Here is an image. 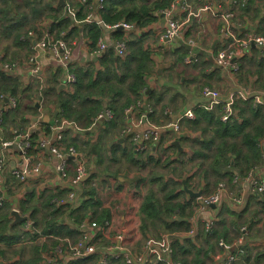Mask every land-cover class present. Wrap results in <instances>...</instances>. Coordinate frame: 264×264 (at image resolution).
<instances>
[{
  "label": "trees",
  "instance_id": "16d2710c",
  "mask_svg": "<svg viewBox=\"0 0 264 264\" xmlns=\"http://www.w3.org/2000/svg\"><path fill=\"white\" fill-rule=\"evenodd\" d=\"M66 1V5H63L60 0H0V32L6 38H13L20 49L30 48L33 40L29 37V28L34 30L37 28L38 20L51 18L52 22L48 30L55 39L63 38L72 43L71 41L82 31L91 49L95 51L99 40L104 36L105 27L110 26L112 39L124 40L127 43V53L120 56L117 54L116 47L111 45L106 51L98 54L97 61L92 60L88 64H72L69 66V71L75 75L76 80L72 82L70 88H61V70L53 73L47 80V86L41 93L39 91L38 100L54 96L59 115L49 122L41 120L37 128L32 131L33 146L30 153L35 155L39 152L37 143L41 134H51L53 126L63 119L72 122V126L68 125L63 131V141L66 145H75L78 149H81V146L77 142V137L74 136L75 131L88 132L95 126L99 115L106 108L112 112V117L106 120L108 130H115L121 126L126 108L142 99L143 94L150 87L148 77L153 72H157L154 53H158V50L153 51L146 45L149 36L148 28L159 20L163 11L171 7L176 0H88L87 3L80 0ZM188 1L191 3L196 0ZM198 1L203 3L206 0ZM220 2L226 4L225 0ZM100 3L102 6L99 7ZM255 5L256 0H237L236 2L231 0L227 4L230 9L239 10V20L246 13L250 14ZM70 9L75 10V15L70 12ZM92 11H95L96 18L101 19L102 23L98 20H86L87 15ZM258 16H260L259 11L256 13V17ZM120 22L134 23L140 31L112 27ZM238 28L240 27L237 26L236 29ZM261 28L257 30L260 31ZM42 34L43 31H40L39 35ZM163 49L159 48V52ZM172 52L177 54V62H185L189 48L181 45L172 49ZM253 52L262 58L252 64L257 66L255 70L249 68L247 71L256 72L257 70L260 75L264 72V51L253 47ZM246 59L253 62L249 56L243 57V61ZM98 64L100 67L97 66ZM199 66L208 77L212 76L206 73L209 71L208 67H213L211 60L196 63L195 67ZM244 67L242 63V69ZM27 90L28 87L23 85L19 77L0 68V109L8 105L7 96L17 98L16 106L4 109L3 134L10 132V136L14 137L18 132H25L31 123L27 113L38 114L36 103L32 102L28 105L25 101ZM166 96V91L152 89L148 93V105L153 109L161 105L165 111ZM172 98L176 97L172 96ZM225 104L220 102L213 108L197 105L195 118L182 120L184 128L189 131L184 132L181 137L188 143L190 154L185 149L180 150L174 144L169 145V148H173L178 153L177 160L180 165H172L169 158L161 159L148 155L150 156L148 162L159 164L164 162V166H170L173 173L148 179L150 186L145 191L139 208L140 229L144 240L149 236L160 237L162 232L177 234L190 230L191 218L201 204L196 197H191L183 188L181 177L189 175L187 182L193 188L192 179L196 180V177H199L198 185L204 187L205 194H211L217 189L219 183L226 180L234 187L236 174L246 175L255 166L264 164L263 149L259 144L264 138V103H255L252 98L235 99V111L227 120L222 118ZM102 118L105 116L103 115ZM118 145H114V151L121 149L131 163H139L135 156V145L126 148ZM187 154L188 157L184 158ZM101 162L102 159L99 160V163ZM176 173L179 174L176 175ZM99 176V173H96L85 181L82 200L77 205L59 202L60 198L67 195V189L49 188L39 194L30 192L26 198L21 199L19 203L21 210L29 216L28 220L33 221V227L30 230L25 229L28 220L11 226L12 203L7 197L4 198L0 203V258L10 257L8 252L11 251L9 249L14 243L32 241L30 254L20 263L45 264V251L58 245L64 237H71L73 241L81 237L79 223L83 220L92 217L104 225L111 218V212L110 209L102 206V201L97 195L98 191L94 182ZM251 195L250 200L255 199L264 213V192ZM245 211L246 209H233L228 202L223 203L218 215L219 219L212 227H207V223L201 224L199 238L203 237L201 241L203 244H200L196 237L181 238L176 235L171 260L168 257H161L154 264H206L208 257H211L216 264L212 254L217 252V247L223 251L220 241L223 239L232 242L235 238L245 235L246 231L243 227L247 219H242ZM228 213L235 217V228L231 230L226 223ZM43 237L46 239L43 240ZM204 245L208 247L205 248ZM248 245L247 242L245 246H242L245 248L242 257H248ZM25 247L27 246L12 253L21 255ZM101 256L102 251L98 250L86 257H75L66 264H105L100 261ZM259 256L264 257V252L259 253ZM106 264L126 263L122 258L110 257Z\"/></svg>",
  "mask_w": 264,
  "mask_h": 264
},
{
  "label": "crops",
  "instance_id": "0c3cea01",
  "mask_svg": "<svg viewBox=\"0 0 264 264\" xmlns=\"http://www.w3.org/2000/svg\"><path fill=\"white\" fill-rule=\"evenodd\" d=\"M230 1L231 0H225L226 4H224L223 2H220V0H213V3L216 9L221 7L222 11L228 12L232 11V9L228 8L227 6ZM236 1L237 0H234V2ZM191 3L192 6L197 9L202 6L204 2L201 3L200 1L196 0L191 1ZM257 11H259L260 14V16L258 17H256ZM163 13L165 12L163 11ZM230 19L231 25L233 24L234 30H236V32L239 33L240 36H246L251 31L264 33V0H256L254 10L250 14L246 13L245 16L241 18L240 22L235 21L233 17ZM51 22V18H42L41 20L37 21V28L34 30L36 31V33H39L40 31L44 32V30L49 29L48 27H50ZM168 24V16L161 15L159 20L151 24L148 28L149 36L147 38L146 45L150 46L153 51L154 49L158 50V53H154V59L157 61V72H153L148 77V83L150 87L145 92V94H143L142 99L137 101V103L131 104L129 106L131 107L130 110L127 111L129 107L126 108L121 126L117 127L115 130H108L106 126V120H109L110 117H112V112L109 108H106L108 109V115H105L103 111V115L105 116V118L99 117L95 122V126H93V128H90L88 132L80 133V131L78 130L74 133V136L77 137L78 144L81 146V149H79V151L85 154L88 161L89 173H91L90 177L83 179L80 185L77 186L78 193L81 197L83 195L85 181L93 177V175H95L96 173H99L98 167L104 161L102 160V162L99 163L100 159L113 158V160H126L128 162V167H124L116 171H113L111 168L110 170H105L106 173L102 174L104 177H97L94 184L96 185L98 191L97 195L102 201V206L110 209V220H112L110 232L113 233L115 231H122L126 233L129 244H131L133 247L140 245V243H143L144 240L143 233L140 229L141 218L139 214V208L145 194L144 187L145 184H147L148 176L143 175L142 166H137L135 168L136 164H133L130 162V160H128L129 157L125 154V152H123V150L119 149L114 151V145L119 144L118 146L121 148H126L135 145V156L138 161L143 160L141 159V155H143V153H146L145 155L147 159L143 161L145 162L143 166H147L150 163L148 162V158L150 157L148 155L162 159L166 158L167 156L168 158L170 157L169 161H172V165H180L177 160V158L179 157L177 155L178 153L173 148H169V145L173 144L176 139H179L182 149H180L179 146H176L180 150H187L188 154H190L191 151L188 143L183 141L181 137L184 132L189 131L185 129L184 126L180 129V131L174 130L172 128L163 129L162 136L159 141L148 139V148L144 151H139L136 147V141L133 138V133L135 131H131V133L126 135L124 132L125 125L128 124V122H130L134 117L140 116L143 112L149 113V118L151 122L156 124H164L166 123L165 121L174 120L176 115L188 108L195 109L197 105L207 107L206 103L208 102V99L203 94L202 89V92L199 91L196 94L191 93L188 102H185V104L183 105H171L170 98H167V106L165 107V111H163L161 105L156 107V109H153L152 106L148 105V93L152 89L164 90L167 94L170 91H173L174 93H172V96L180 98V95H186L185 91H187L188 88H191L187 83L182 82V85H177L173 82L174 80L169 79L170 69L167 60V53L175 55V53L172 52V49L174 50L175 48L180 47L181 45H186L189 48V53L187 54V56H185V62H177V57L175 62H171V64L175 63V66L180 65L181 63L189 65L192 64V66H195L196 63H200L201 60H211L214 70L210 69L209 67V71H206V73L213 75L214 72L219 71L223 74L224 78L228 79V83L225 87L226 91L223 92L224 98H228L232 94L238 93L237 90L243 87L251 89L255 93H260L264 95V72L259 75L257 70L256 72L247 71V69L249 68L255 70L257 66L252 64H255L256 61H259L262 58L260 55L253 52V47L259 48L261 51H264V49L260 48L259 46L253 44L248 49H246L245 52H241L238 55V57L235 59V61L239 65V68L237 70H233L231 67L229 69L226 67L215 66L213 61L214 54L230 41L229 38L225 37L223 31V27L226 25V20L222 16H217L210 11L204 12L201 17H193L189 22L184 24L186 26L184 33H181V35H178L173 39L165 40L164 42L161 40V34L168 29ZM236 24L240 28L236 29ZM259 27H262L260 31L257 30ZM110 28V26L105 27L103 37L108 43L112 44L114 40L112 39V30ZM29 29L32 30L31 28ZM71 42L73 43L74 52L72 61L68 66L64 65L61 61L54 59L52 55L45 49H42L39 52V59L42 65V71L44 75V80L42 81L36 75H33L30 72V67L27 65L28 56L36 50L33 47L34 44L30 46V48L25 47L24 49H20V47H18L14 43L13 38H6L0 32V63L8 61L6 59H9L10 61H19L21 63L19 65V68L12 73L13 75L19 77L25 87H28V90L25 93V101L28 103V105H30V103L32 102H35L36 105L37 103H39V106H37L38 114L34 115L30 114V112L27 113V115L31 119V123L28 126V129L33 123H37L36 125L38 126V123L41 120L49 122L51 120H55V118H57V116L59 115H56V112L59 111V109L57 108V104L54 101V96L42 98L40 101L38 100L39 91L41 93L43 89L47 86V80L52 77L53 73H58L59 70H61V88H70L71 83L68 82V74L70 72L69 66L75 63L88 64L92 60L97 61L98 55L94 53V51L91 49L82 31ZM208 45H211V49L207 48ZM159 48L164 49L162 50V52H159ZM238 49L240 51V48H237V50ZM190 54H194L196 56V60L194 62L187 61V58ZM246 56L252 58L253 62H250V59H246L243 61V57ZM242 63H244L245 65L244 69H242ZM97 66L100 67V64H98ZM186 76L187 72L185 71V74L182 77L183 80L187 78ZM193 80L194 77H192V79H190L188 83L191 84ZM251 96H253V94ZM236 97V99H253V97ZM7 102L8 100L6 99V103ZM142 107H144V109H142ZM234 111L235 110H233V112ZM36 117H39L38 121L35 120ZM144 127H146V124L144 125ZM139 130H141V128ZM53 132L54 131H52L51 135L53 134ZM14 137L10 136V132H4L3 134V128L0 131V159L4 158L6 161L4 168V183L0 185V197L2 199L6 197L10 199L12 203V210L18 209L22 214H24L19 206V203L20 200L26 198L30 192H36L37 194H39L49 188L55 190L67 189L69 191L71 185L69 184V181H62V179L59 178V174L56 168V165L59 162L58 158L53 156L51 159H49V156H47L50 155L48 149L45 152L41 151V157L46 159L43 169V177H33L26 183H22L20 181L17 182L19 179H14L12 177L13 175L15 176L13 170L19 164L23 163L22 153L19 148L16 147V145L4 147L2 143V141L4 140L14 139ZM88 144L89 151L85 150V148L88 147ZM188 154L184 158H187ZM69 163L70 164L68 165V170L69 173L73 175L76 172L77 162L75 159L72 158ZM111 171H113V173H110ZM262 173L264 174V170L262 171ZM107 174H110L109 177L106 176ZM144 178L147 179L144 180ZM183 179H186L187 181L189 179V175H185ZM196 179L198 180L199 177H196ZM225 182L229 187V197L227 198V200L217 204L216 207L206 206L203 208L202 205H199V207H197L196 209V214L193 219L194 224L196 225V233L194 235H190L188 232L177 233V237L182 238L192 236L196 237L200 241H203V237L199 238V232L201 231L202 222L207 223L211 219H214V222H216L217 219H219L218 215L221 211V206L225 202H228L230 206H232V208L234 209L235 207H233V200L231 199V197L233 198L234 196L242 193V195H244V202L239 206V209H246V211L243 213L242 219H247L248 224H245V227H247L248 230H246L245 235H243L244 239H247L243 240V245L245 246V243L247 242L249 244V250L247 252L248 257H242L243 253H245L244 248L242 251L243 253H241L235 261L228 264L236 262H239L238 264H264V257L259 256V253L264 252V213L260 209V206L257 204L255 199H253V202L252 200H250L252 196L251 194L254 193L253 191L249 190L248 185L238 184L239 189H234L232 187L233 184H229L226 180ZM47 185L52 186V188L47 187ZM236 186L237 185L235 184L234 187ZM190 188L197 191L193 187ZM202 188L204 189L203 186H200V189ZM196 198L199 202L198 197ZM228 215L230 217H226V223L227 227L231 230L235 228V217H233L229 213ZM12 217L14 220L15 216L13 214ZM249 219H251V221H248ZM238 222H240V220ZM79 231L81 232V230ZM100 231L105 235L107 234L104 229ZM42 239L45 240L46 238L43 237ZM108 241L109 239H107L106 237L105 239L103 238L104 244L108 243ZM238 242L239 238H235L230 243H234L235 245H237ZM31 243L32 241L14 243L12 247L10 246L11 248L9 250L11 251L8 252V255L10 257L6 259H1H5L7 261V264H21V260L25 256H27V254H30ZM23 246L27 247L23 249L24 251H22L21 255H15L14 253H12L17 249L22 248ZM223 248V251L221 249H218L215 254H212L216 264L227 263L229 257V250L226 249L224 246ZM202 255H204V253H202Z\"/></svg>",
  "mask_w": 264,
  "mask_h": 264
},
{
  "label": "built area",
  "instance_id": "2783aa9c",
  "mask_svg": "<svg viewBox=\"0 0 264 264\" xmlns=\"http://www.w3.org/2000/svg\"><path fill=\"white\" fill-rule=\"evenodd\" d=\"M83 3H87L88 0H80ZM102 3L99 4V7ZM213 12L217 16H222L226 20V25L223 27L225 37L229 38L230 41L222 48H220L213 56V61L216 67H230L233 70H237L239 65L235 61L241 52H245L251 45H257L264 49V34L251 31L246 36H240L231 25V19L234 16V12L222 11V8L216 9L213 0H206L199 8H194L188 0H176L172 3L171 7L164 10L168 16L169 27L161 34V40H170L179 35L181 28L189 22L193 17H201L204 12ZM71 13L75 15V10L71 9ZM87 21L98 20L102 23L101 19L96 18L95 11L90 12L87 17ZM112 27H124L130 31H140L134 23L120 22ZM29 35L33 40V47L36 49L28 56L27 65L30 67V72L36 75L40 80H44L42 71V65L39 59V52L43 49L47 50L54 59L61 61L64 65H70L73 58V43H69L65 39H55L50 30H44L42 35L36 33L35 30H30ZM35 40V41H34ZM111 45L116 47L117 54L124 56L127 53V43L124 40H114L112 44L108 43L104 37L99 40L98 48L94 53L101 54L106 51ZM237 48H240L237 50ZM196 56L190 54L187 58L188 62H194ZM21 63L19 61H4L0 63V68L9 72H15L19 68ZM76 80L73 73L69 72L68 82L72 84ZM238 93L232 94L228 98L223 97V93L219 89H215L211 86H204L203 94L207 97L208 102L206 103L208 108H213L220 102H225V111L223 113V119L227 120L233 113L234 101L238 97L250 98L253 97L255 103H264V95L255 93L251 89L241 88L237 90ZM253 94V96H251ZM8 102L6 107L0 109V131L3 128L4 121V109L8 107L16 106L17 98L15 96H7ZM131 107L127 109L130 110ZM103 113L99 115L102 117ZM196 112L194 108H188L183 112L176 115L174 120L166 122L164 124H156L150 121L149 113L143 112L140 116L134 117L128 124L125 125V134L133 133V138L136 141V147L139 151H144L148 148V139L159 141L162 136L163 129L172 128L180 131L183 127L182 120L184 118H195ZM37 124V123H36ZM33 123L28 130L25 132H18V134L12 140L2 141L4 147H9L17 144L19 150L23 156V163L19 164L13 173L19 179L20 182L26 183L33 177H43V169L45 165V158L41 157V151H49L50 155L48 158L51 159L53 156L58 158L56 165L59 178L62 181H69L71 187L65 197L59 199L60 203H69L76 205L82 200L79 195L77 186L80 185L83 178L89 173L88 161L84 153L80 152L75 145H66L63 141V131L68 125H72L71 121L63 119L61 122L56 123L53 126V134L42 133L37 147L39 152L30 153L32 148L31 133L37 128V125ZM146 124V127L144 125ZM141 128V130L139 129ZM264 151V139L259 143ZM75 159L77 162L76 172L71 175L68 170L69 160ZM6 161L4 158L0 159V185L4 183V168ZM264 164L255 166L246 175L236 174L234 177L235 183L246 184L249 190L253 193L264 192ZM44 180V178H43ZM45 182V181H44ZM48 184V182H47ZM47 187H51L47 185ZM228 185L225 181L219 183L217 189L211 194H203L198 197L202 207L211 206L212 204H219L222 201H226L229 197ZM246 191V190H245ZM80 199V200H79ZM233 207L235 209L244 202V195L238 194L231 197ZM3 199L0 197V203ZM231 202V201H230ZM214 219L207 222V227L214 225ZM112 220H107L104 225H101L97 220L88 217L79 223V229L81 230V237L73 241L71 237H64L62 241L55 247L48 249L44 253L45 264H66L69 260L75 257H86L90 254L96 253L98 250L102 251L100 261L102 263H108L110 257L122 258L126 264H154L159 258L163 257V254H172L173 244L172 241L175 239L173 233H163L160 238L149 236L143 241L141 245L133 247L129 244L126 233L122 231L110 232ZM33 221L28 220L26 223L27 230L32 229ZM104 229L107 233L103 234L100 230ZM243 229L246 230L244 226ZM190 235L196 233V225L194 224L188 231ZM109 239L108 243H103V238ZM46 238V237H44ZM243 240L244 236L239 238L237 245L234 243L226 242L221 240L220 244L229 250V257L227 263L235 261L238 256L243 253ZM237 251H236V249ZM2 259L0 258V264Z\"/></svg>",
  "mask_w": 264,
  "mask_h": 264
},
{
  "label": "rangeland",
  "instance_id": "374dc122",
  "mask_svg": "<svg viewBox=\"0 0 264 264\" xmlns=\"http://www.w3.org/2000/svg\"><path fill=\"white\" fill-rule=\"evenodd\" d=\"M231 12H234L233 18H236L237 19L236 21L237 22H240V20L238 19L239 10L236 9V10H232ZM185 27L186 26L184 25L181 28V30L179 32V35H181V33H184ZM257 33L264 34V33H261V32H257ZM37 34L39 35V33H37ZM210 46L211 45H208L207 48L208 49H211ZM176 57H177V54L173 55V54H170V53L168 54L167 53V60H168L169 69H170L169 70V79L170 80H174L173 82L176 83L177 85H180V84L182 85V82L187 83L189 85V87H191V88H188L187 91H185L186 92V95H180V98H178V97L172 98V95H173L172 93H174V92L173 91H170L167 94L166 97L167 98H170L171 105H177L178 106L179 104H182V105L185 104V102H188L191 93L196 94L199 91L202 92L203 86H207V85L208 86H211V87H213L215 89L221 90L222 93L224 91H226V88L225 87H226V85L228 83V79L227 78H224V76H223V74L221 72L216 71V72H214V74L211 77H208L205 74V72L202 71L201 66L195 67V66H192V64L189 65V64H183V63H181L180 65H176V66H175V63H172L171 64V62H175L176 61ZM8 61H10V60H8ZM197 63H199V62H197ZM210 69H213L214 70V67L212 68V66H211ZM185 71L187 72V76H186L187 78H185L183 80L182 77L185 74ZM192 77H194V80L191 82V84H189L188 82L190 81V79H192ZM206 81H207V83H206ZM39 95H40V93L38 94V96ZM168 121H165V122H168ZM15 145H16V147H18L17 144H15ZM87 150H89V147H87ZM145 154L146 153H143V155H141V157H142L141 159H143V160H139L140 162L138 164H136V166L135 165L134 166H135V168L137 166L138 167H141L142 166V168H143L142 169V173H143V175H147L148 176V179H151V178H153V177H155L157 175H162V174L170 175L171 173H173L171 171L170 166L169 167L166 166V165L164 166V164H163L164 162H162L160 164L159 163L150 162L147 166H143V164L145 163L143 161H145L147 159V157H146ZM165 156H166V154H165ZM166 158H168V157L166 156ZM102 160H104V161L98 167V172H99V175H100L99 177H101V178L104 177L102 174H105L106 173L105 170H110V168H111L113 171H116V170H119L121 168L128 167V165H129L126 160H124V161H122V160H113V158H111V159L110 158L109 159H102ZM113 171H111L110 173H113ZM100 172H103V173H100ZM178 174L179 173H176V175H178ZM109 175L110 174H107L106 176L109 177ZM12 177L14 179L17 178L14 175ZM183 178L184 177H181V181H183ZM144 180H146V179H144ZM196 180L195 179H192V182L194 183V188L198 191V190H200V185H198L199 182L197 180V182H198L197 183ZM17 182H19V180ZM236 184H237V186L236 187H233V188L234 189H237V188L239 189L238 183H236ZM149 186H150V184H148V181H147V184H145V187H144V191H146L149 188ZM253 201L254 200H252V202ZM194 217H195V215L191 218L192 219V226L194 225V221H193ZM226 217H230V216L227 214ZM246 224H248V223H246ZM246 230H247V227H246ZM163 233H169V232H162L161 234H163ZM234 235H235V233L233 232V236ZM160 237H156V238H160ZM245 240H247V239H245ZM198 242L200 244H203V243H201L200 240H198ZM172 244H173V241H172ZM204 247L207 248L208 246L207 245H204ZM218 249H219V247H217L216 251ZM28 255L29 254H27V256ZM171 255L172 254H167L166 253V254H163V257H166V258L168 257L171 260ZM238 263L239 262H236L234 264H238ZM252 263H254V262H252ZM12 264H14V263H12ZM206 264H214L213 259L211 257H208V259H206ZM241 264H243V263H241Z\"/></svg>",
  "mask_w": 264,
  "mask_h": 264
},
{
  "label": "water",
  "instance_id": "95a60500",
  "mask_svg": "<svg viewBox=\"0 0 264 264\" xmlns=\"http://www.w3.org/2000/svg\"><path fill=\"white\" fill-rule=\"evenodd\" d=\"M60 3L63 4V5H66V0H60ZM162 15L164 16V15H166V14H165V13H162ZM168 25H169V24H168ZM169 26H170V25H169ZM160 70H161V69H160ZM6 99L8 100L7 97H6ZM37 106H39V103H37ZM233 110H234V106H233ZM57 114H59V111L56 112V115H57ZM104 114H105V115H108V109H105V110H104ZM35 120L38 121V120H39V117H36ZM173 144L179 146V148L182 149L179 139H176V140L174 141ZM90 174H91V173H88V175H86L85 178H83V179H86V178L90 177ZM183 184H184V186H183L184 189H185V190H186V191H187L192 197H200V196H202V195L204 194V189H203V188L200 189V190H198V191H195L194 189L190 188V187L188 186V184H187L186 179H183ZM211 206L216 207L217 204H212ZM12 214L15 216V218H14V220L12 221L11 226H13V225H15V224H17V223H20V222H22V221H26V220L29 219V216H28V215H24V214H22L18 209H13V210H12ZM1 263H2V264H7V261H6L5 259H2Z\"/></svg>",
  "mask_w": 264,
  "mask_h": 264
}]
</instances>
